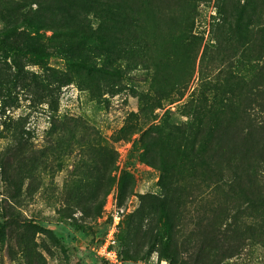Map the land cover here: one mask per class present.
Segmentation results:
<instances>
[{"label": "rangeland", "instance_id": "1", "mask_svg": "<svg viewBox=\"0 0 264 264\" xmlns=\"http://www.w3.org/2000/svg\"><path fill=\"white\" fill-rule=\"evenodd\" d=\"M263 64L264 0H0V264H110L116 211L121 264H264L206 153Z\"/></svg>", "mask_w": 264, "mask_h": 264}, {"label": "trees", "instance_id": "2", "mask_svg": "<svg viewBox=\"0 0 264 264\" xmlns=\"http://www.w3.org/2000/svg\"><path fill=\"white\" fill-rule=\"evenodd\" d=\"M164 1L161 0V2ZM34 22L29 21L30 24ZM69 34L73 36L72 31H69ZM238 100L237 118L232 120L233 118L223 114L226 113L225 111H218V114L222 113L218 124L206 130L207 133L216 134L215 147H207L206 153L207 156L213 158L217 156L219 159L209 163L216 168V177L220 182L231 177L230 183L238 187L241 185L238 183L240 180L249 181L248 187L242 189L253 195L254 205L262 207L252 224V228L257 227L261 230L264 229V64L257 68L256 73L247 83H244ZM191 149L192 153L200 156L198 148ZM160 159L163 169H168L165 167V158ZM195 165L190 166V169H193ZM204 242L205 240H202L203 246ZM229 248L228 246L227 250L222 251L223 256L230 255ZM164 257L169 264H186L179 262L172 252H165Z\"/></svg>", "mask_w": 264, "mask_h": 264}, {"label": "built area", "instance_id": "3", "mask_svg": "<svg viewBox=\"0 0 264 264\" xmlns=\"http://www.w3.org/2000/svg\"><path fill=\"white\" fill-rule=\"evenodd\" d=\"M122 223V216L116 211L112 217V222L105 236L94 245H90L91 252L100 259L110 264H121L119 256L117 233Z\"/></svg>", "mask_w": 264, "mask_h": 264}]
</instances>
